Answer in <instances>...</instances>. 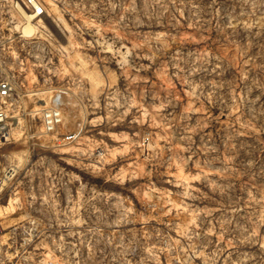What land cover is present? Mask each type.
Instances as JSON below:
<instances>
[{
    "label": "rangeland",
    "instance_id": "1",
    "mask_svg": "<svg viewBox=\"0 0 264 264\" xmlns=\"http://www.w3.org/2000/svg\"><path fill=\"white\" fill-rule=\"evenodd\" d=\"M39 1L0 0V264H264V0Z\"/></svg>",
    "mask_w": 264,
    "mask_h": 264
},
{
    "label": "built area",
    "instance_id": "2",
    "mask_svg": "<svg viewBox=\"0 0 264 264\" xmlns=\"http://www.w3.org/2000/svg\"><path fill=\"white\" fill-rule=\"evenodd\" d=\"M25 2L35 16H39L44 13L43 5L39 0H25ZM13 94L14 87L11 81L5 77H0V139L6 137L8 134V105L9 100L13 97ZM47 115L50 116L51 113H48Z\"/></svg>",
    "mask_w": 264,
    "mask_h": 264
},
{
    "label": "bare ground",
    "instance_id": "3",
    "mask_svg": "<svg viewBox=\"0 0 264 264\" xmlns=\"http://www.w3.org/2000/svg\"><path fill=\"white\" fill-rule=\"evenodd\" d=\"M17 5L19 7L20 17L22 20H24L22 30L25 34H31L35 30L33 24V18L35 17V14L26 11L21 5H19V3H17Z\"/></svg>",
    "mask_w": 264,
    "mask_h": 264
}]
</instances>
